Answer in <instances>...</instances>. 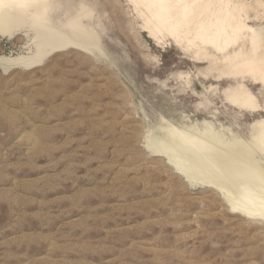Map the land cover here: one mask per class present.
<instances>
[{"label":"rangeland","instance_id":"obj_1","mask_svg":"<svg viewBox=\"0 0 264 264\" xmlns=\"http://www.w3.org/2000/svg\"><path fill=\"white\" fill-rule=\"evenodd\" d=\"M90 1L105 56L68 46L0 69V264H264V222L187 184L145 139L160 117L215 118L247 136L264 86L218 80L185 45L148 37L126 0ZM261 19L250 25L264 34ZM25 42L1 39L0 56ZM238 85L260 113L228 106Z\"/></svg>","mask_w":264,"mask_h":264},{"label":"bare ground","instance_id":"obj_2","mask_svg":"<svg viewBox=\"0 0 264 264\" xmlns=\"http://www.w3.org/2000/svg\"><path fill=\"white\" fill-rule=\"evenodd\" d=\"M142 21V32L162 42L167 37L194 51L199 62L222 78H249L264 86V34L252 20L264 18L262 0H126ZM90 0H0V35L21 32L26 52L0 56V69H27L47 52L68 46L105 56L99 45L96 11ZM254 14V18H251ZM64 31L86 44H77ZM91 46V47H89ZM248 46V49L245 47ZM233 110L255 115L257 98L243 85L225 95ZM151 155L163 157L192 187H211L228 208L247 219L264 222V117L247 136L215 118L202 123L181 118L177 124L160 117L146 134Z\"/></svg>","mask_w":264,"mask_h":264},{"label":"crops","instance_id":"obj_3","mask_svg":"<svg viewBox=\"0 0 264 264\" xmlns=\"http://www.w3.org/2000/svg\"><path fill=\"white\" fill-rule=\"evenodd\" d=\"M76 1H80V0H76ZM90 3H91V4H89V5H90V6L92 5V8H94V6L96 7V4H95V3L91 2V1H90ZM95 11H96V13L98 14V12H99L98 9H95ZM16 34H17V33H16ZM16 34H13L10 38H8V37L5 36V35H3V36L0 35V40H1V39L11 40V39H13V38L15 37ZM19 34L21 35V32H19ZM14 69H20V68H12V69H10L9 71L14 70ZM9 71H8V72H9ZM8 72H7V73H8Z\"/></svg>","mask_w":264,"mask_h":264}]
</instances>
